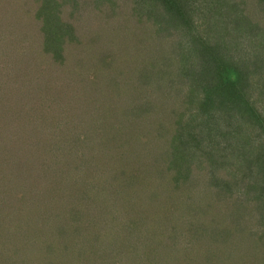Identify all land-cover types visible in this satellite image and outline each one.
Segmentation results:
<instances>
[{"label":"trees","instance_id":"trees-1","mask_svg":"<svg viewBox=\"0 0 264 264\" xmlns=\"http://www.w3.org/2000/svg\"><path fill=\"white\" fill-rule=\"evenodd\" d=\"M68 1L73 2L74 7L84 9L92 5L95 10L100 8L102 1L110 5L113 2ZM55 2H41L43 10L50 9L42 13L39 10L44 26L41 29L43 41L38 42L41 48L38 52L49 53L51 60L60 64L70 56L65 54L64 46L73 42L74 26L62 23L57 14L56 18L53 17L50 10ZM110 10L115 11L114 8ZM104 14L107 16L109 13ZM45 17L48 18L47 23ZM123 17L125 23L138 19L137 29L128 33L130 38L136 40L137 47L131 46V49L137 55L125 56L122 61L125 68L116 66L117 72H123L124 76H119L120 80L114 83L119 88L118 92H124L120 97L128 100L125 105L129 107L126 108H132V113L127 114V120L130 121L127 123H143L142 129L124 134L121 138L102 135L97 147L91 141L93 138L85 140L87 137H84L83 131H78V122L74 127L75 123L69 116L58 113L54 117L52 111L49 114L42 112L44 115L40 119L28 117L27 125L33 128L28 129L31 132L26 139L16 136L26 121H19L12 124L13 128L8 131H2L4 135L0 134L3 137L0 155H8L0 159V264H110L113 256H117L118 262L123 260L122 254L117 252L128 244L146 249V242L139 246V237L149 233L150 240L152 232H155L154 227L160 222H155L148 231L152 224H147L144 215L151 217L146 210L150 204L136 200L133 207L120 199L125 193L136 194L142 201L146 196L153 204L152 209L165 208L163 205L157 206L160 200L175 199L174 203L166 206L165 211L169 214V220L179 223V230H176L189 233L185 238L196 240L197 237L203 243L204 240L212 243L200 258H195L192 252L186 264H215L217 259L210 262L208 256L213 250L219 251L222 257L219 264H264V243L261 251L258 247L250 249L249 245L256 241L254 234L249 236V231H243L240 238L234 240L231 228L236 227V224L231 222L235 219L223 220L224 223L219 222L221 225L217 227L212 220L215 211L219 215H226L227 212L237 213L235 210L242 205L254 202L258 206L264 204V189H255V194H252V189H246V186L234 187L244 176L231 166L255 156L263 157H258L259 160L264 159V0H131L130 12L124 13ZM114 58L112 56L106 61V65L112 64ZM84 65L81 60L76 63L80 70ZM126 81L135 84L131 92H135V99L140 96L137 99L139 103L134 101L130 91L122 88ZM81 88L80 92L71 95V101L60 99L66 100L71 106L83 107L90 113L93 105L96 106L99 101L91 99L84 86ZM104 90H98L97 93L101 96ZM76 98H82L81 102L75 101ZM63 104L65 102L60 100L55 104L60 112ZM97 107V112L104 114V107ZM3 112L0 110V115ZM94 115L91 113L89 116L91 118ZM4 117H0L1 120ZM12 117L19 120L15 112ZM97 119L100 124V117L97 116ZM9 123L8 119L4 126L8 128ZM63 132L67 133V137H63ZM236 137L240 138L235 141ZM148 141H151L150 145ZM135 142H144L146 147L153 144L155 148L159 144V153L164 148L169 150V158L166 159L157 153L153 156L154 151L145 148L144 152L149 153L150 159L156 164L167 163L177 154L184 159L191 152L192 155L196 153L197 158L228 160L226 164L230 167L225 169V175L220 171L217 179L213 170L207 172V177L220 180L223 188L211 186L214 189L167 191L158 188L142 189L141 182L133 181L134 184L128 189H105L111 180L132 181L139 179V175L147 174L141 164L130 158ZM237 142L244 144L238 148ZM107 143H121L122 152L131 147L132 150H127L124 158L118 154L121 157L116 158V161L122 162L109 161ZM252 150L255 151L253 154L250 153ZM221 153L225 154L224 158ZM131 159L130 166L125 167L123 161ZM101 160L105 162L107 170L102 169L104 166L99 164ZM23 165L31 169L39 166V169L32 170L30 175L23 171ZM122 166L131 171L122 172ZM41 167L48 172L44 188L53 189H32L30 184L34 183L38 174H43L44 169ZM108 167L114 168L111 171L113 175H109ZM29 178L31 180L27 183ZM78 179H81V183L87 182L89 188L73 189ZM101 180L108 182L101 184ZM62 186L69 191V195L62 193L61 190H65ZM105 197H110L106 200L109 204L104 203ZM48 202H55L60 207L56 218L49 214L43 215ZM101 206L105 208L99 209ZM90 207L95 208L93 214ZM108 209L112 211L111 216L118 213L126 225L119 229L120 222L115 227L109 223L105 233L97 226L96 233L88 225L85 226L83 216L86 210L90 222L95 213L100 215ZM208 215H211V221H205ZM165 221L167 231L174 222ZM252 226L261 229L258 235L264 236L263 219L252 220ZM243 228L250 229L249 220L246 219ZM125 231L129 233L126 245L120 236ZM178 234L184 237L182 232ZM232 239L239 243L234 244ZM105 240L106 243H103ZM213 245L217 247L212 248ZM104 247H111L115 255L108 256ZM187 251L185 249L182 255ZM179 255L182 256L181 250L175 256L171 253L169 264H183L178 261ZM99 256H103L100 261L97 260ZM112 264L117 263L115 261ZM123 264L128 263L125 261Z\"/></svg>","mask_w":264,"mask_h":264},{"label":"rangeland","instance_id":"rangeland-1","mask_svg":"<svg viewBox=\"0 0 264 264\" xmlns=\"http://www.w3.org/2000/svg\"><path fill=\"white\" fill-rule=\"evenodd\" d=\"M43 1L44 0H0V83H2L0 85V110L4 111L0 117L5 116L2 120L0 118V134L4 135L2 131H8L10 128H13V125L17 122L20 121V123H22L26 121L19 128V134L17 133L18 135H16L26 139L27 134L31 132V130L29 131L28 129L33 128L31 126L28 127L27 125L28 117L35 116V119H40L44 115L42 112L49 114L52 111L55 113L54 117H57L59 115L58 113H61V115L65 117L69 116L75 123L73 125L74 127L76 122H78V125L80 126L78 131H83V134H85L84 137H87L85 140L93 138L91 141L94 144H97V147H99L98 143L100 142L102 135H105L108 138H121V136L124 134H128L137 130L140 131V128L142 129L143 123L139 122V125H129L127 123L128 115L132 113V108H126L128 105H125V103L128 100L124 97H120L122 94H124V92H118L119 88L114 83L115 80H120L119 76H124L123 72H117L116 66L118 68H125V65L122 66V61L125 56H131L134 54L137 55V53L131 49V46L133 48L137 47L136 40L135 38H130L128 33L135 31V28L137 29L138 19H131V21L125 23V19L123 17L124 13L130 12L131 0H112L113 2L111 5L107 1H102L103 4L101 3L102 5L100 8H98V10L93 9L94 6L92 5H89L88 8L82 9L81 7H74L73 2L71 1L55 0L56 2L52 5V9L50 10V12L53 13V17L56 18L55 14H57L62 23H69L70 25L74 26V30L72 31L74 35L71 33V40H73V42L64 46L65 54L67 53L70 55L65 59V66L62 65L63 62L58 64L54 62L53 59L51 60L49 53L46 54L45 52H38L39 49H41L38 45V42L43 41L41 29L42 26H44L43 18L39 16V10L42 13L44 11L49 12L50 9L48 8L47 10H43L44 8H41V2ZM92 1L93 0H81L80 3H90ZM106 3H108V8ZM110 8H114L115 13L112 12ZM107 9H109V11H103ZM105 12H108L109 14L105 16ZM47 16L48 14L46 17ZM46 17L45 21L47 23L48 18ZM70 27L72 28V26ZM76 52L77 54H74ZM112 56L115 57L114 59L116 61L113 60L112 64L106 65V61H109ZM78 60H81L82 63L85 64L81 70L79 68L80 66H76ZM77 70L79 72L75 73ZM110 77L113 78L109 79ZM88 80L95 82L89 83L87 82ZM131 83L132 82L126 81L122 88H125L126 91L131 92V90L135 89V84L132 85ZM100 84L102 86H99ZM83 86L84 89L90 93L91 99L99 101L96 103V106L93 105L90 113H87L86 109L83 107H78L75 105L71 106L68 103L71 101V95H73L75 92H80L82 89L81 87ZM49 90L51 91L49 92ZM98 90L101 92L104 90L105 93L100 96L97 93ZM131 95L135 102L140 97L138 95L135 99V92H131ZM60 98H66L68 102ZM50 99H54L55 101L51 102ZM59 100L60 102H65V104H63L61 107V112L56 107L57 105H55L57 102H59ZM81 100L82 98L75 99V101L79 102H81ZM6 102L7 105H5ZM79 102H77L76 105ZM142 102L143 101H141V103ZM99 105L104 107L102 109L104 114L103 112H97L99 111L97 107ZM14 112L19 117V120L12 117ZM91 113H95V115L90 118L89 115H91ZM97 116L100 117L101 125L99 122H97ZM87 118L88 120L85 121ZM8 119L10 120V123L8 124L9 127L6 128L4 126V122ZM93 119H95L94 122L92 121ZM51 123L54 124L53 121H51ZM25 129H27V132ZM143 131L144 130H141V132ZM62 135L63 137H67L66 132H63ZM239 138L240 137H236L235 141ZM2 140L3 137L0 135V142ZM120 144L121 143L106 144V152L108 153L107 160L115 162L116 158H120L121 156L124 158V156H127V150H132L131 147L125 149L122 152V145ZM148 144L150 145L151 141H148ZM243 144L244 143L237 142L236 146L240 148ZM245 145L247 146L248 143H245ZM246 146H244V148L247 150L248 148ZM133 147L134 151L130 158H132L136 163L141 164L142 170L147 172V174L141 176L139 175V179L135 178L132 181L130 179H126V182H123L124 179L121 181L117 179H115V181L111 180L105 189H128L134 184L133 181H138V183L141 182L140 188L142 189L158 188L163 190L166 189L167 191L169 189H214L211 186H214L215 188H223L222 182L216 179L210 180L207 177V172L213 170L214 173H216V178L218 179L220 171H222V173L225 175V169L230 167L226 164L228 163V160L216 161L212 158H197L195 157L196 153L192 155V152L189 153V156L184 159L180 158V155L177 154L174 155L172 160H168L167 163L156 164L150 159V154L144 152L145 148L154 151L153 156L157 153V155L160 154L166 159L169 158V150L164 148L163 151L159 153V144L156 145V148L153 146V144L150 147H146V143L144 142H135L133 143ZM254 152L255 151L252 150L250 153L253 154ZM118 154L121 156H118ZM3 155L6 157L8 154ZM3 155H0V159H2ZM221 155L222 158L225 157L224 153H221ZM258 157L260 156H255L250 160H243L240 163L231 165L239 174L244 176V179L239 181L236 185H234V187L242 185L246 186V189H252V194H255V189H264V159L259 160ZM132 159L123 161L125 167L130 166L129 163H132ZM116 162L122 161L118 160ZM99 164L104 166L102 169L107 170L104 161H99ZM123 167L124 166H122V172L125 170L127 172L131 171ZM90 168L86 169L90 170ZM108 168L110 169L109 175H113L111 171H113L114 168ZM37 169H39V166L35 169H31L30 166L23 165V171L29 173L30 175L33 173L32 170ZM42 169H44L43 174H38L35 180L33 178L34 183L30 184L32 185V189H53L51 187L44 188V181L48 172L44 167ZM84 177L86 176L84 175ZM28 180V182L26 181L27 183L30 182L31 178ZM103 181L104 180H101L100 183L106 184L108 182ZM77 182L78 184H76V186L74 185L73 189L89 188L87 182L81 183V179H78ZM110 184L113 185L110 186ZM102 188H104V186H102ZM62 189L65 188L62 186ZM61 191L65 195H69L68 190L65 189ZM100 199L101 198L97 199L96 201ZM109 199L110 197H105L104 203L109 204L108 201L106 202V200ZM112 199L118 200L116 197H112ZM120 199L129 202L133 207L134 201L136 200L141 203L144 202L147 205L150 204L147 206L146 210L151 215V217L144 215L147 224H152V226H149L148 231L153 228L155 222L159 221L160 223L154 227L155 232H152L150 240L149 233H147L144 237H139V246L146 242L144 244L146 249L143 250L134 244L131 246L129 244L126 245V240L128 239L129 233L127 231H125V233H121L120 236L124 238L126 247L123 249L120 248L117 253L122 254L121 256L123 260L120 259V262H118L119 259L117 256H113L110 264L115 261L117 264H123L125 261L128 264H167V262L169 264V257L171 253H173V256H175V253L181 250L182 255L185 249H188V251L184 253V256L182 255L183 257L180 255L178 256V261L186 264L190 259L192 252H194V255H196L195 258L197 256L200 258L201 254L203 252H207V248L211 246L212 243H208L206 240H204L205 243H203L201 242L203 240L197 237L196 240L190 237L185 238V236H187L189 233L186 234L183 232L184 230L180 232L176 230H179V223L175 224L173 219L169 220V214L167 211H165L169 204L175 202V199H164V201L160 200L156 203L157 206L163 205L162 207H165L164 209H152L153 204L148 201L146 196L143 197L142 201V198L136 194L129 193V195H127L125 193V195ZM46 204L47 206L45 207L43 215L49 214L51 217L56 218L57 210H59L60 207L55 202H48ZM251 205H253V207ZM251 205H242L235 210L237 213L232 212L228 214L227 212L226 215H219L218 212L215 211L214 218L212 220L215 222V227H217V225L220 226L224 223L223 220L229 219L233 221L235 219L233 222H231L236 224V227L231 228L232 233H234V240L240 238L243 231H249V236L254 234V239L256 240L254 242L252 241V243L249 245L250 249L259 248V251H261L263 250L262 243H264V236L263 234L258 235L261 229L258 230L257 226H252V220H264V204L261 203L260 206H258L254 202ZM95 208L90 207L91 214L94 213ZM103 208H105V206H101L99 209L102 210ZM109 210L110 209L107 211H102V214L100 215L95 213V215L92 216L90 222H88V210H86L85 215L83 216L85 226L88 225L89 229L95 233L98 231V229L102 233H105L108 230L107 226H109V223L115 227V224L120 222L119 229L122 225H126V222L121 219V217H119L118 213L116 214L115 212L114 215L111 216L112 211ZM206 218L207 219H205V221H211V215H208ZM246 219L249 220L250 229L248 230L243 228ZM165 220H168V223L169 221L174 222L171 223L169 227L170 229L167 231H165L167 226V224L165 225ZM60 227L58 228L60 229ZM235 229L236 231L234 232ZM181 232L184 237L179 236L178 233ZM245 236L247 237V235ZM197 239H200L201 241ZM246 239L249 238L247 237ZM234 240L232 239L233 243L235 244L236 241ZM103 243H106V240ZM238 243L239 242H236V244ZM194 247L196 248L195 250ZM216 247L217 245L212 246V248ZM104 250L107 252L108 256L115 255L113 251H111V247H104ZM136 250H139V252H136ZM104 252L101 254H104ZM218 252L219 251L217 250L209 252L208 256L210 258V262H215L217 259L215 264H219V261L222 257H220ZM98 255H100V253ZM102 257L103 256H99L97 260L100 261Z\"/></svg>","mask_w":264,"mask_h":264}]
</instances>
